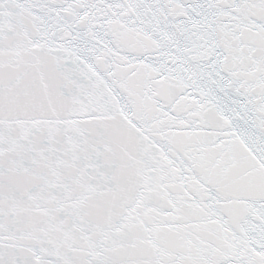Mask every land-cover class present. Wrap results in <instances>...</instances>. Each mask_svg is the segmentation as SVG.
Returning a JSON list of instances; mask_svg holds the SVG:
<instances>
[{"label": "snow or ice", "instance_id": "1", "mask_svg": "<svg viewBox=\"0 0 264 264\" xmlns=\"http://www.w3.org/2000/svg\"><path fill=\"white\" fill-rule=\"evenodd\" d=\"M0 264H264V0H0Z\"/></svg>", "mask_w": 264, "mask_h": 264}]
</instances>
